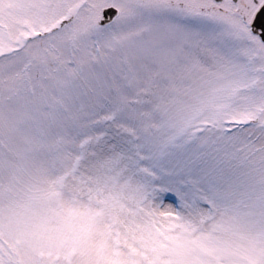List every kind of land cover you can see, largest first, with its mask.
Here are the masks:
<instances>
[{
    "label": "snow or ice",
    "instance_id": "obj_1",
    "mask_svg": "<svg viewBox=\"0 0 264 264\" xmlns=\"http://www.w3.org/2000/svg\"><path fill=\"white\" fill-rule=\"evenodd\" d=\"M0 264H264V0H0Z\"/></svg>",
    "mask_w": 264,
    "mask_h": 264
}]
</instances>
